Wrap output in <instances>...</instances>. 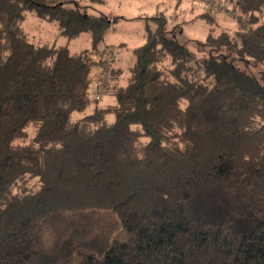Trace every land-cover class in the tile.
Masks as SVG:
<instances>
[{"label":"trees","instance_id":"trees-1","mask_svg":"<svg viewBox=\"0 0 264 264\" xmlns=\"http://www.w3.org/2000/svg\"><path fill=\"white\" fill-rule=\"evenodd\" d=\"M182 1L116 66L104 0H0V264H264V0H203L201 54Z\"/></svg>","mask_w":264,"mask_h":264},{"label":"rangeland","instance_id":"rangeland-1","mask_svg":"<svg viewBox=\"0 0 264 264\" xmlns=\"http://www.w3.org/2000/svg\"><path fill=\"white\" fill-rule=\"evenodd\" d=\"M175 0H104L103 3L97 4L95 8L99 11L105 13H112L114 15H121L123 19H119L118 22L113 24L111 31L108 32L104 39V43L111 45L115 55V64L119 66H124V60L129 58V50L137 45L142 44L143 40V25L145 24V19H137L134 16L138 14L145 13V15H152L156 10H160L165 14H172L175 9ZM215 2V7L218 10V26L221 28H227L232 30L235 27L233 20L231 18L235 15V7L228 0H212ZM219 3L224 4L223 7H219ZM203 0H183L181 3V8L184 13L179 15L178 21L182 19L185 21L182 24V29L177 32L176 37L179 41L186 43L190 49L198 51L197 47L199 42L205 40V35L210 28L209 24L202 18L195 19V14L202 12ZM206 8L209 10L210 3L205 4ZM192 7H196V10ZM224 9V10H223ZM196 17V16H195ZM157 20H149V24L156 25ZM23 28L26 34H28L29 40L35 44L49 43L56 45L68 44L71 52H75L81 49H86L90 47V40L88 33L82 34L81 36L75 38L74 40H67V38L58 29V24L55 21H48L43 18L37 17L33 12L28 11L23 20ZM169 23V22H168ZM172 23L170 22L167 28L170 29ZM215 26V25H214ZM110 47V48H111ZM200 51V50H199ZM198 51V52H199ZM112 52V53H113ZM113 53V54H114ZM202 51L199 52L201 54ZM117 59V60H116ZM242 65V64H241ZM120 68V67H119ZM249 68L257 74L259 67H252L251 64ZM93 85L90 90V96H97L98 88L96 87V74H93ZM122 79V78H121ZM121 81V80H120ZM108 98L102 96L101 103L105 102ZM110 217L108 215L100 216V220L103 223Z\"/></svg>","mask_w":264,"mask_h":264},{"label":"built area","instance_id":"built-area-1","mask_svg":"<svg viewBox=\"0 0 264 264\" xmlns=\"http://www.w3.org/2000/svg\"><path fill=\"white\" fill-rule=\"evenodd\" d=\"M100 93V92H99ZM99 93H98V95H99Z\"/></svg>","mask_w":264,"mask_h":264}]
</instances>
